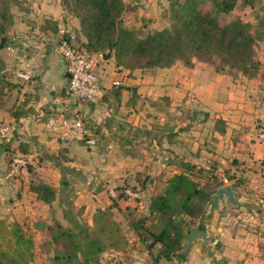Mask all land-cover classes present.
<instances>
[{"label":"crops","instance_id":"obj_1","mask_svg":"<svg viewBox=\"0 0 264 264\" xmlns=\"http://www.w3.org/2000/svg\"><path fill=\"white\" fill-rule=\"evenodd\" d=\"M124 1L141 19H152L151 30L170 26L164 16L169 4L160 8V0ZM11 12L8 36L18 42L14 50L0 49V73L6 82L0 93V126L11 127L7 139L35 152L24 154L31 163L38 164L32 161L34 154L45 160L36 172L55 189L56 199L50 204L38 199L28 170L7 178L8 165L2 166L0 205L6 204L9 221L31 228L34 239L45 233L46 240L47 226L55 221L71 226L64 216L69 206L76 210L71 216L89 225L97 209L111 207L128 244L103 253L101 264H130L136 257L147 264H264V144L256 139L255 124L257 118L264 119V107L252 101L262 92L260 75L219 72L196 59L192 67L176 61L170 67L130 69L118 66L114 55L88 51L102 96L97 103L76 106L67 93L68 64L58 52L57 37L65 26L85 49L79 19L62 0H19L11 4ZM20 70L31 80L18 77ZM115 80L120 84L114 85ZM76 110L95 133L96 146L59 139L46 127L48 117L72 116ZM7 136L0 135V160L12 144H1ZM180 173L192 174L202 186L217 176L223 183L215 192L229 184L235 202L224 195L213 213V203L209 205L202 220L178 215L184 249L169 259L161 255L164 244L149 248L131 223L148 216L151 196ZM123 186L142 188L141 198L119 196ZM107 187L118 196L111 198ZM156 223L155 216L145 222ZM201 224L207 239L196 236L186 249L189 231L202 230Z\"/></svg>","mask_w":264,"mask_h":264},{"label":"trees","instance_id":"obj_2","mask_svg":"<svg viewBox=\"0 0 264 264\" xmlns=\"http://www.w3.org/2000/svg\"><path fill=\"white\" fill-rule=\"evenodd\" d=\"M237 1L168 0L164 16L170 26L145 35L124 25L128 7L124 0H62V3L79 19L81 33L87 39L86 51L100 52L106 57L114 55L118 66L148 70L182 61L192 67L196 59L213 65L219 72L231 71L254 78L260 70L255 45L264 29L257 26L253 31L252 24L239 16L222 21ZM15 3L18 1L0 0V49L12 43L8 29L14 22L11 4ZM5 83L0 73V93ZM210 179L211 184L202 186L190 173L170 177L166 186L151 196L148 216L131 223L141 241L149 248L157 242L164 244L161 255L169 259L183 250L185 234L176 217L187 214L204 219L213 203L211 195L223 183L215 175ZM30 188L45 203L56 199L55 189L43 179L38 183L33 180ZM119 196H125L122 190ZM72 213V206L64 211L71 226L58 221L48 225L50 238L40 244L41 250L52 252L55 264H101L106 251L126 248L127 236L111 207L97 209L92 225L71 216ZM153 216L157 223L147 226V217ZM199 228L204 230L202 224ZM35 247L36 240L22 224L13 222L9 227L0 220V264H31Z\"/></svg>","mask_w":264,"mask_h":264},{"label":"built area","instance_id":"obj_3","mask_svg":"<svg viewBox=\"0 0 264 264\" xmlns=\"http://www.w3.org/2000/svg\"><path fill=\"white\" fill-rule=\"evenodd\" d=\"M12 43L7 47L14 50V45L18 42L17 37H12ZM57 49L60 55L67 61L68 73L70 74L67 93L71 102L78 106L82 103H97L102 96V89L98 82V75L94 61L85 49L79 47L75 42V36L65 27L61 26L57 37ZM102 54V53H101ZM18 77L30 81L31 75L25 71H18ZM114 85H119L120 80L113 81ZM46 127L55 132L62 140H80L88 147L96 146L97 137L91 130L86 119L76 110L72 116H50L46 120ZM11 132L9 125L0 126V135L7 136ZM264 140V130L258 134ZM12 157L7 168V178L18 175L20 170L27 163L28 157ZM122 191L128 199H140L141 191L123 186ZM106 193L111 198H116L118 192L113 188L106 189ZM130 264H147L142 258L136 257Z\"/></svg>","mask_w":264,"mask_h":264},{"label":"rangeland","instance_id":"obj_4","mask_svg":"<svg viewBox=\"0 0 264 264\" xmlns=\"http://www.w3.org/2000/svg\"><path fill=\"white\" fill-rule=\"evenodd\" d=\"M16 1L19 2V0H16ZM159 2H160V5H159L160 8H163V5L168 6V4H169L167 2H164V0H160ZM237 16H239L243 21L250 22L252 24V30L253 31H255V28H257V26L260 27L261 30H263L264 29V0H248L247 2H243V0H238L235 8L231 11L230 14L224 15L222 18V21L225 22V21L231 20L233 17H237ZM151 21H152V19H150V21L148 22L147 17H146V19H143V17L141 19V15L139 13H137V11H135V9H133V6H131V5H128L126 12L124 13V16H123L124 25L130 26V28H134L141 35L147 34L148 31H153L148 27V26H151V24H150ZM261 21H262V24H261ZM255 47H256L257 59L260 61V70H259L258 75H260V79L262 80V92L259 93L261 95H259L257 93L255 95V97L252 99V101H255L256 102L255 104H257V105L264 107V35L261 38L257 39ZM255 124L257 127L256 139L259 142L264 144V140H261L258 136V134L264 130V119L263 118H257V121ZM10 134H12V131L10 132ZM10 134H9V136H10ZM9 136H7L6 139L2 140V143H1L3 145L7 144L8 141L12 143V144L8 145V148H6L7 152L5 153V157H3L0 160V169L1 170L3 169L2 166H4V168L7 167V165L11 162L12 157H14V156L24 157V154L29 152V150H26L22 146V144L16 143L14 141V139H10V140L7 139ZM85 146H87V145H85ZM92 147H94V146H92ZM32 153H35V152H30V153H28V155H31ZM33 156L34 157H32V161L34 160L35 164L37 163V161H38V164L40 162L43 163L45 161V160H43V158H41V160H40V156L38 154H34ZM26 160H27V163L25 164V166H23V170H25V171L28 170L29 175L30 174L32 175V181L34 180L35 183L40 182L41 178L39 177V175L36 172V168H38V164L34 165L33 163H31V159L29 160L26 158ZM262 164H264V157L262 159ZM21 174H22V171H21ZM204 182L206 183V185H209V184H211L212 181L210 179H206V181H204ZM14 184L15 183L13 182L12 185L14 186ZM129 187H131V186H129ZM139 190L142 192L143 189L141 188ZM0 203H1V201H0ZM6 209H7L6 204L0 205V220H2L6 226L11 227L12 222L9 221V219L7 217V213L5 212ZM72 212H76V210L73 209V207H72ZM27 231L32 233L31 228H29V227L27 228ZM44 235H45V233H44ZM44 235L39 234V236H35V238H37V239H35L36 240L35 259L31 262V264H55L53 261L52 252L48 253L45 250L43 251L40 249L41 248L40 247L41 242L48 240V238L45 240V238L42 237Z\"/></svg>","mask_w":264,"mask_h":264},{"label":"water","instance_id":"obj_5","mask_svg":"<svg viewBox=\"0 0 264 264\" xmlns=\"http://www.w3.org/2000/svg\"><path fill=\"white\" fill-rule=\"evenodd\" d=\"M68 76L70 77V74L68 73ZM224 180H226V177L224 178ZM224 195L227 197V201L230 203H234L235 202V196H234V192L232 190L231 185L226 184L223 186H220L217 191L211 195V198L213 200V206L211 209V213L214 212L215 209L218 208V202L219 200L223 199ZM196 236H201L204 239H207V235L205 234V232L203 230H199V229H191L189 231V234L187 236V243L185 245L186 249L189 248V245L191 243V241L196 237Z\"/></svg>","mask_w":264,"mask_h":264}]
</instances>
